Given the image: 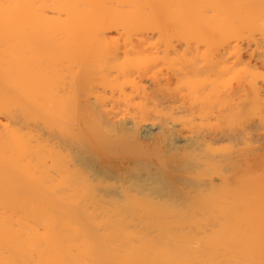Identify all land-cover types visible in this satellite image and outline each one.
Listing matches in <instances>:
<instances>
[{"label": "bare ground", "instance_id": "1", "mask_svg": "<svg viewBox=\"0 0 264 264\" xmlns=\"http://www.w3.org/2000/svg\"><path fill=\"white\" fill-rule=\"evenodd\" d=\"M261 66L264 0H0V264H264Z\"/></svg>", "mask_w": 264, "mask_h": 264}, {"label": "rangeland", "instance_id": "2", "mask_svg": "<svg viewBox=\"0 0 264 264\" xmlns=\"http://www.w3.org/2000/svg\"><path fill=\"white\" fill-rule=\"evenodd\" d=\"M261 68H263V66H261ZM260 68V70H262V72H264V68L263 69H261ZM146 81L144 82V83H146L148 86L149 85H151L150 84V82L149 81H151V80H149V79H145ZM147 80H149V81H147ZM174 84V83H173ZM173 84L172 85H170V87H172L173 86ZM230 85H232L233 87H234V89H236L237 88V85H238V83H237V81L236 80H232L231 81V83H230ZM174 86H175V88H176V85L174 84ZM173 86V87H174ZM172 87V88H173ZM171 88V89H172ZM175 88H174V90H175ZM152 90L151 89H149V92H151ZM239 128L240 127H236L235 129H232L230 126H228L227 125V128H226V130H228V131H230V133L231 134H233V133H238V134H240L241 135V133H240V130H239ZM235 131V132H234ZM251 132H252V130H251ZM253 136H254V133L252 134ZM223 138H225V137H223ZM225 143V145H224V147H227L228 148V146L230 147V144L231 143H229V144H227L228 142L226 141V142H224ZM224 143H221V146L220 147H223L222 145L224 144ZM264 143V139L262 140V144ZM227 145V146H226ZM232 145V144H231ZM262 151V153L259 151V152H257V154L259 153L260 155H256V156H252V157H248V160H250V161H248L247 160V158H246V166H251V164L252 165H255V167H257V166H260V168H264V148H263V150H261ZM249 162H250V164H249ZM262 166V167H261ZM248 168V167H247ZM258 168V167H257ZM257 168H255V169H257ZM262 168V170H260V171H258V174H260L261 176H264V169ZM249 169V168H248ZM247 169V170H248ZM259 169V168H258ZM249 171V170H248ZM250 173V172H249Z\"/></svg>", "mask_w": 264, "mask_h": 264}]
</instances>
